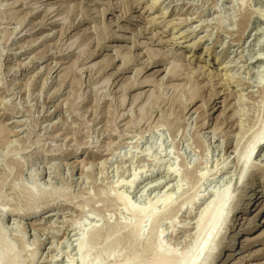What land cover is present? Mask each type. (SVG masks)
Wrapping results in <instances>:
<instances>
[{"label": "rangeland", "instance_id": "1", "mask_svg": "<svg viewBox=\"0 0 264 264\" xmlns=\"http://www.w3.org/2000/svg\"><path fill=\"white\" fill-rule=\"evenodd\" d=\"M162 41L207 50L208 73L151 75ZM259 182L264 0H0V264H83L80 243L85 264L152 263L158 245L188 264L209 235L195 264H220ZM262 232L242 264H264Z\"/></svg>", "mask_w": 264, "mask_h": 264}, {"label": "bare ground", "instance_id": "2", "mask_svg": "<svg viewBox=\"0 0 264 264\" xmlns=\"http://www.w3.org/2000/svg\"><path fill=\"white\" fill-rule=\"evenodd\" d=\"M154 3H156L154 1ZM110 4V3H109ZM157 4V3H156ZM155 4V5H156ZM152 5V4H151ZM111 7H109L108 11L110 10L111 11ZM150 9V8H149ZM141 11V10H140ZM135 12L138 13V15L130 18V22H134L133 20L135 19H139L138 22L141 21V23H144L142 21H144V18L142 19V14L143 13H147L149 10H142L141 12ZM112 14V13H111ZM164 16V15H163ZM163 16H160L162 19H164ZM120 17V16H119ZM155 18H151L149 21L150 23L149 24H154V22L156 20H154ZM177 20V19H176ZM137 22V21H136ZM146 22V20H145ZM117 24V23H116ZM115 22H112L110 23L111 28L112 27H115L117 29V27L115 26L116 25ZM147 24V22H146ZM139 25V24H138ZM176 27V26H175ZM130 28H123V29H120V30H116L115 33H114V39L118 42H121V41H125L127 38L125 37V32L127 33V31L129 30ZM168 29V28H167ZM131 31V30H129ZM183 34V33H182ZM136 35V34H135ZM180 34H178L179 36ZM177 36V37H178ZM153 37V36H152ZM155 37V36H154ZM153 37V38H154ZM136 37H134L133 39H135ZM182 38H178L176 40H181ZM129 40V39H128ZM174 41V40H173ZM134 41H132L131 43H134ZM143 42V41H142ZM139 43V41L137 42ZM136 42L133 44L135 45ZM140 44V43H139ZM138 44V45H139ZM145 44V43H144ZM132 45V46H133ZM143 45V44H141ZM154 45H156V47H158L160 50L159 51H154L152 50L150 47L144 49L145 50V54H147V56L150 57V62L147 63V70L148 71H152L155 69V71L153 73H151V75H155V74H160L162 73L163 71L161 70H157L156 68H162L164 67V72H166V76H170L171 78H175L177 77L176 75L173 76V74L175 73L176 69L179 67L180 62H187V64H183V65H187L188 66V69L192 71V69H197L199 71H205L208 73V70L206 69V65H208V58L210 57V54L207 50H204V49H198V47H185L186 50L185 51H178L176 50V48H178L177 46H175L176 44H170L167 46V48L164 49V46H165V43L162 41V42H157V44L154 43ZM137 46V44H136ZM140 46V45H139ZM119 46H117L118 48ZM135 47V46H134ZM117 48H114L115 50V54L117 53V55H120L118 54V49ZM138 48V47H137ZM135 49V48H134ZM180 54H184L183 55V59H178L180 58ZM117 57V56H116ZM118 57H123V56H118ZM173 57L177 58V59H174L173 60ZM168 58L172 59L173 61L171 62H168L170 61V59L168 60ZM123 59V67H119V68H122V70H120L119 72V76H124L127 71H128V68L126 67L127 64L125 62V58H122ZM126 64V66H124ZM196 64H201V66H197L198 68H196ZM130 66V65H129ZM186 66V67H187ZM195 67V68H194ZM182 69V68H181ZM196 73V71H194ZM198 72V71H197ZM202 73V72H201ZM194 74V73H193ZM192 74V75H193ZM179 77V76H178ZM211 77V76H210ZM214 78V77H213ZM176 79V78H175ZM142 80V79H141ZM146 84V81L145 82H142L140 84H137L136 87H141L143 85ZM149 84V83H148ZM147 84V85H148ZM255 143V142H254ZM256 144V143H255ZM255 146V145H254ZM257 149V148H256ZM252 150V149H250ZM262 182H259V186H256L255 189L252 188H247L245 190V193L243 195V197L237 202V205L236 207H241V212L239 213L238 216L235 217V219L232 221L233 224H237V221H241L238 225L242 227L245 226V224H247L248 226L245 228V230L247 231V233L244 235V236H241L238 238V233H235L232 237V240L229 241V243L227 245H225V247H223V250H221V252L219 251L215 257L213 258L214 259V262L217 261L219 259V256L221 255V253L224 255V258L222 259L221 262H219L220 264H224L225 262H227V260H235L234 259V254L237 252V251H241L242 254L241 257L238 259L239 260V263L238 264H242L243 262L244 263H247L248 261H250L248 258L251 257V254H243L247 248L257 242H260V235H258L257 237L255 238H250V237H247V235H255L257 233H259L260 231H264V202L261 201V199L264 197V189H262V186L260 185ZM254 186V184H253ZM120 201H122L124 204L125 201H123V199H119ZM245 200V202H244ZM226 201V200H225ZM261 201V202H260ZM226 204L224 203V199H222L221 201V204L220 206L217 208V211L215 213V215H213L214 218H212L211 220H213V222L217 223L219 220H220V217L222 212H223V205ZM250 206V207H249ZM225 207V206H224ZM129 210L133 213H135V209L133 207H129ZM263 212V215L261 216V219L258 220L259 216L262 214ZM210 217V213H209V210L208 208H205L201 214V216L199 217L198 219V222H197V228H198V232H200V229L202 227L201 224H203L202 222L204 221H208L207 219H209ZM263 218V219H262ZM214 225V224H213ZM239 228V227H238ZM232 229V228H231ZM237 229V228H236ZM238 230V229H237ZM244 230V229H243ZM264 233V232H262ZM226 233L223 234V236L221 237L220 239V243L222 244L225 240H226ZM210 238V235L209 236H206L203 240V242L199 245L198 249H197V255H195L194 257H192L190 260H189V263L188 264H195L199 255L201 254L202 252V249H203V244L207 243V240H209ZM88 246V245H87ZM78 248V252L79 254H81L82 252V255H81V260H82V263L85 264L89 261V258L91 257V254H92V251H93V247H88V248H85L84 244L83 243H80L79 246H77ZM161 249V246L158 245L155 247V251L157 252L158 254V257L157 259L152 262V263H147V264H180L181 261H177L176 259L174 258H170V257H165L164 255H161L159 252ZM93 255V254H92ZM6 256V255H5ZM7 257V256H6ZM3 256H0V262L3 260ZM170 258V259H169ZM179 259V258H178ZM102 260V256L101 254L98 252L95 254L94 256V259L91 261L92 264H99L100 261ZM176 260V261H174ZM213 262V263H214ZM216 263V262H215ZM228 263V262H227ZM2 264V263H1Z\"/></svg>", "mask_w": 264, "mask_h": 264}]
</instances>
